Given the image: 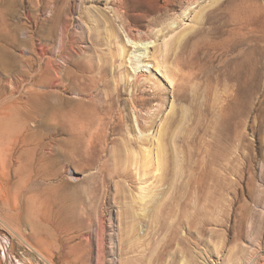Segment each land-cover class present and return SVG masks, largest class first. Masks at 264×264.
<instances>
[{
    "label": "rangeland",
    "instance_id": "rangeland-1",
    "mask_svg": "<svg viewBox=\"0 0 264 264\" xmlns=\"http://www.w3.org/2000/svg\"><path fill=\"white\" fill-rule=\"evenodd\" d=\"M125 30L168 43L175 88L151 70L132 105ZM47 73L122 93L103 142L52 120L55 98L28 108ZM0 95V145L31 127L0 156V264H264V0H0Z\"/></svg>",
    "mask_w": 264,
    "mask_h": 264
},
{
    "label": "bare ground",
    "instance_id": "bare-ground-1",
    "mask_svg": "<svg viewBox=\"0 0 264 264\" xmlns=\"http://www.w3.org/2000/svg\"><path fill=\"white\" fill-rule=\"evenodd\" d=\"M116 14H118V12ZM154 32H156L155 35H158L159 33H162V30H154ZM124 33H125V39L123 41L122 39L119 40L120 46L118 49V56L119 58H122V60L125 59L124 57L125 54L126 56H128L127 57L128 59L124 61L125 67L127 69L124 68L123 71L127 73L126 75L131 74L132 78L131 80L130 79L121 80L120 82L122 83L123 86H126L129 83V85L132 87V91H131L132 105H135L136 103V98H135L136 92L137 93L140 92L141 89L147 88L148 85H151V83H153L152 82L153 78L151 77L152 78L151 79L149 76H147V74L152 73L151 70H154L155 73L159 76L161 75L164 76L170 82V84L173 85V88H175L176 82L174 76L172 75L168 67L164 65L167 54L166 46L168 43L167 42L164 43L163 41V45L161 46L162 48L159 51V55H155L149 51V48L151 47L150 44L152 42H150L149 38L144 32L141 31L133 32L130 30L129 31L125 30ZM100 70H102V72H105L106 67L101 66ZM56 73L53 75L52 74L48 75L47 73L45 78L43 79L39 78L36 81L32 82L31 88L29 89L30 92H29V100H28V102L31 103V106H29L28 108L40 110L42 99L46 97L55 98L59 103V107H57L56 112L53 114L52 120H54L60 125H69V124L70 126L75 125L74 127L78 128V135L81 137L84 146L88 148L89 147L94 148L99 142L104 141L105 136L101 135L100 133L102 131L103 126H105L106 124L105 123L106 117L109 114L110 109L114 107L116 102L121 100L122 93L118 91L113 94L105 92L104 89L108 87V81L103 80L102 78H99L98 80H93L90 82V84L89 83L87 84L86 80H80L78 78H75L71 80L72 82L68 80L70 83L66 84L64 82L65 80L63 79V77L59 76ZM100 82L102 85L99 84ZM38 84H41L40 86L45 87L46 89L45 90L33 89V86ZM58 90L61 91L62 95L56 92ZM90 91H93V93H91ZM66 94H69L70 96L73 97H65L64 95ZM10 107L11 104L8 98L1 99V95H0V110L2 111V113H5L7 116V111ZM134 107L135 106H133L134 118H135V126H134L135 136L133 138H128L125 141L126 146H131L133 150L136 148L138 144H140V141L141 142L147 141V136L142 131L144 129V121H145L143 117V113L140 111V109L137 110L136 107L135 108ZM27 119H28V115L20 116V118L15 121L16 126H14V129L10 131L9 133L10 135L8 137L7 142L1 144L2 146L0 145L1 146L0 156L3 158V161L1 162H4L5 166H6V161H9L13 156V154H15L18 151V149L20 148L23 149L24 147H27L25 145L31 144V127L29 126V124H27L26 122ZM120 119H119L120 122L123 121L122 118ZM116 126L117 125H113L111 129L116 128ZM146 153H147L146 154V158H147L149 157L150 153L149 151ZM18 154H20V151ZM149 163L150 162L148 163L146 162L145 164H143L144 168L147 167ZM117 175L122 177L125 176L126 178L129 176L128 171L125 172L122 171ZM140 198H143V196L139 195V199Z\"/></svg>",
    "mask_w": 264,
    "mask_h": 264
}]
</instances>
